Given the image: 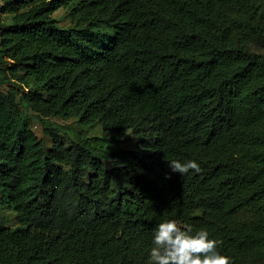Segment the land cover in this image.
I'll return each instance as SVG.
<instances>
[{"label":"trees","instance_id":"1","mask_svg":"<svg viewBox=\"0 0 264 264\" xmlns=\"http://www.w3.org/2000/svg\"><path fill=\"white\" fill-rule=\"evenodd\" d=\"M0 208V264H145L165 220L264 264V0H0Z\"/></svg>","mask_w":264,"mask_h":264},{"label":"clouds","instance_id":"2","mask_svg":"<svg viewBox=\"0 0 264 264\" xmlns=\"http://www.w3.org/2000/svg\"><path fill=\"white\" fill-rule=\"evenodd\" d=\"M168 163L173 172L182 176L200 171L195 160ZM218 245L206 229L193 231L182 228L176 220H165L152 232L145 264H231L230 258L218 251Z\"/></svg>","mask_w":264,"mask_h":264},{"label":"rangeland","instance_id":"3","mask_svg":"<svg viewBox=\"0 0 264 264\" xmlns=\"http://www.w3.org/2000/svg\"><path fill=\"white\" fill-rule=\"evenodd\" d=\"M54 16L62 26H69L71 24V20L64 10L57 11ZM102 43L103 42L101 41L100 44ZM24 114L25 119L29 123L32 130L38 135L39 138L44 140L47 148L51 149L53 141L49 134L44 130L46 127L45 121L26 109H24ZM53 121L62 126V138L65 144L68 146L77 140L80 133H84L89 137H99L102 139V142L111 150H134L136 148V142L133 139L131 133H128L123 139H118L109 134H104L99 125H96L93 128H87L85 126L78 125L75 119L64 121L60 118H55ZM108 164L110 166V162H108ZM0 226H17L16 214L13 211L0 208Z\"/></svg>","mask_w":264,"mask_h":264}]
</instances>
